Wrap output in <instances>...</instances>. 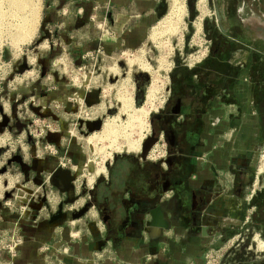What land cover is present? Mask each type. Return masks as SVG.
Listing matches in <instances>:
<instances>
[{
    "label": "rangeland",
    "instance_id": "rangeland-1",
    "mask_svg": "<svg viewBox=\"0 0 264 264\" xmlns=\"http://www.w3.org/2000/svg\"><path fill=\"white\" fill-rule=\"evenodd\" d=\"M175 1L158 0L157 17L142 28L143 33L135 35L134 41L127 43L120 36L101 30V26L98 28V20L92 14L89 18L90 26L87 24L80 30L93 28L96 33L93 36L90 33L86 38L95 42L96 46H83L81 51L74 54L66 46L65 49L61 47L60 54L56 53L46 63L42 62V58L48 56L52 40H49L47 34L43 35L41 30L45 0H25L26 7L19 10V13L27 14L22 20L25 23L18 28L9 23L14 21L13 17H2L1 245L8 242L3 241L5 236L17 230L19 236H22L20 248L25 239L22 226L24 223H32V219H46L55 234L53 240L57 242L56 250L52 249L53 254L50 251L51 257H45L43 264H60L57 256L69 252V244L74 240L84 236H91L93 240L101 235L106 237L105 227L91 223L101 219L96 214V202L92 196L97 181L93 184L91 178L95 166L103 154H106L103 158L105 166L116 156L127 157L132 162H143L140 154L120 150L150 135L151 119L165 104L176 78L190 79L195 69H201L203 76L212 80H224L231 75L227 80H231L232 85L235 78L243 73H246L247 80L264 79V18L261 14H264V10L259 12L251 7L255 13L253 19L256 21L252 22L257 25L256 33L246 28L241 30L240 40L247 44L251 38H255L258 40L256 47L261 52L256 53L257 57L253 56V59L250 53L247 55L243 72L239 64L232 63L233 60L219 63L211 56L212 43L221 33L215 24L220 26L223 22L219 14L226 13L223 11L226 0ZM74 7V4H70L71 10L67 9L65 16L81 14L80 7ZM241 12L244 20L249 18L250 12L245 9ZM27 27L30 29L27 37H18V30L20 34ZM103 33L107 35L103 37ZM101 39L111 46L104 47ZM112 39L115 41H109ZM75 42H79L78 37ZM242 47L245 51L246 47ZM232 49L230 52L233 53L235 50ZM57 77L60 82H56ZM259 88L264 93L263 86ZM54 92H57L56 95L66 93V97L70 98L66 106L60 100L52 102V97L46 96ZM39 95L47 98L43 97L42 101ZM122 97L129 99V105H122ZM44 100L47 102L44 103ZM141 116L147 119L146 123ZM154 149L151 156H159L145 161L164 162L167 150L162 137ZM202 155L208 158V151ZM61 162H66V165L63 166ZM239 164H232V170L215 167L219 177L209 182L207 202L199 206L197 213L200 220L197 223L205 219L211 221L212 225L207 229L210 239L196 264H264V196L259 199V226L246 225L252 214L246 215L245 205L242 211L238 209L240 204L235 193L238 176L246 174L247 177L252 171L247 168V171L237 175L235 170L239 169ZM263 164L264 151L258 153L252 166H257V172L260 173L264 171V166H261ZM125 165L124 159L117 161L111 177L114 182L121 177ZM229 184L230 188L226 190L224 186ZM97 189L102 191L104 186L100 184ZM224 192L233 195L232 199L236 198L234 202L237 206L230 211L221 197ZM86 203L90 204L89 210L73 221L72 214ZM188 206L187 199L184 214H187ZM208 209L211 212L221 211V217L214 220L215 214H209ZM227 212L229 217L223 220ZM190 218L194 220L193 215ZM200 229L201 225L197 224L192 231L199 232ZM43 252H48V249ZM101 256L95 249L90 255V262L101 264ZM0 260L3 264L7 257L1 254Z\"/></svg>",
    "mask_w": 264,
    "mask_h": 264
},
{
    "label": "crops",
    "instance_id": "crops-1",
    "mask_svg": "<svg viewBox=\"0 0 264 264\" xmlns=\"http://www.w3.org/2000/svg\"><path fill=\"white\" fill-rule=\"evenodd\" d=\"M45 2L41 30L43 35L47 34L49 40H52V44L49 46L48 56L42 58L43 63H46L48 59L51 60L50 58L56 53L60 54L61 47L65 49L66 46L73 54L81 51L83 46L89 48L94 45L95 47V42L86 37L90 33L93 36L96 31L93 28L88 31L80 30L87 24L90 26L89 18L92 14H95L98 20V28L101 26V30L104 29L108 34L110 32L120 36L127 43L134 41L136 34L143 33L142 28L157 17L158 10V0H45ZM70 4L80 7L81 14L74 17L65 16L67 9L71 10ZM223 5V11L226 13L219 14V17L224 23L221 22L220 26L215 24L221 33L229 36L235 42L241 41L239 36H241L242 28L256 33L257 25L252 22L256 21L253 19L255 15L253 10L259 12L261 9L264 10V0H226ZM251 7L254 9L252 10ZM242 9L250 12L249 18L246 20L242 18ZM261 14L264 18V14ZM106 35V33L102 34L103 37ZM77 37L79 42H75ZM101 40L104 47L111 46L107 42H103V39ZM253 41L254 38H251V41L245 46V51L244 48L233 51L230 60L231 62L233 60L234 65L239 64V69L243 72H245L242 68L246 63L247 55L261 53ZM245 74L235 78L234 85L231 80L227 81L229 77L218 80L219 82L211 80L203 76L201 69L194 70L190 74L192 87L197 92L210 85H213L214 89L211 94L203 98V106L207 109V114L204 115L207 127L199 138L201 146L192 155L197 170L190 176L187 190L178 196L170 189L152 193L146 190V181L150 178L149 176L154 170L153 167L158 166L164 169V162L156 163L145 160L132 162L127 157L116 156L114 160L111 159L107 162L105 173L91 176L93 184L97 180L95 188H93L96 190L92 196L96 200V214L101 216V219H96L91 223H94L92 225L95 226L105 227L106 237L101 235L93 240L91 236H84L74 240L69 244V252H63L57 256L60 264H93L90 262V255L95 249L102 255L101 264L198 263L202 249L210 239L207 229L212 225L209 219L197 223L200 221L197 218L198 208L207 202L206 197L210 190L209 182L219 177L215 167L220 170H232L234 166L232 164L235 163H240L239 169L235 170L237 175L247 171V168L252 171L247 177L246 174L238 176V188L235 193L237 195L235 197H238V204H240L238 209L242 211L245 205L246 215L252 214L249 221L246 216L248 221H246L248 223L246 225L259 226L257 217L259 199L264 196V171L258 173L257 166L255 168V164L253 166L252 164L257 159L258 153L264 151V93L259 88L261 86L264 88V79L262 81L247 80ZM180 80V78L175 79L174 89ZM56 82H60L59 77ZM61 91L63 90L61 89ZM225 92H228L229 97ZM56 93H47L46 96L52 97V102L60 100L63 106H66L70 98L66 97L65 92L59 95ZM39 96V99L41 98L43 101L45 96ZM46 102L44 100V103ZM155 146L156 143L152 146L146 159H152L151 153L154 152ZM207 151L208 158L205 159L202 154ZM119 159H124L126 165L121 172V177L114 182L111 177ZM218 182H220L219 179ZM100 184L104 186L102 191L97 189ZM230 185L224 186L226 190H229ZM199 188L202 190V200H197L194 194H189L190 190L194 191ZM224 196L221 197L229 208L228 211L237 206L234 202L236 198H231L233 195L224 192ZM146 198L150 200L148 207L143 202ZM187 199L189 200L188 212L184 214V205ZM98 201L107 206L109 210H113L109 221L102 217ZM215 205L218 207L217 203ZM211 211L207 210L209 214H215L214 220L216 217H221V211ZM192 215L194 220L190 218ZM227 217H229V212L222 219L225 220ZM45 220L32 219V223H24L22 227L25 239L23 245L18 248L14 264H43V259L46 256L51 257L50 251L56 250L57 242L53 240L55 234L50 230ZM72 220L75 221V219ZM195 223L201 225L199 232L192 231V228L197 226ZM108 227L112 228L111 233L107 231ZM43 245L47 246L48 252L42 253ZM147 255L150 257L146 258Z\"/></svg>",
    "mask_w": 264,
    "mask_h": 264
},
{
    "label": "flooded vegetation",
    "instance_id": "flooded-vegetation-1",
    "mask_svg": "<svg viewBox=\"0 0 264 264\" xmlns=\"http://www.w3.org/2000/svg\"><path fill=\"white\" fill-rule=\"evenodd\" d=\"M256 41L258 42L254 38V45L257 44ZM242 46L247 45L241 41L235 42L229 36L220 33L212 43L211 56L216 59V62H228L233 55L230 49L233 48L232 50L236 51L242 49ZM253 56L257 57L256 53L251 54L252 59ZM192 86L190 79H181L178 86L175 89L172 88L161 110L151 119L150 135L156 137L157 141L162 137L167 150V155L164 158V169L158 166L153 167L154 170L146 181V190L152 193L170 189L178 196L181 192L187 190L189 178L197 170L192 155L201 146L199 138L207 127V121L204 118L207 109L203 106V98L213 92L214 86L210 85L200 92L194 90ZM227 97H229V94H227ZM131 189L134 190L132 187ZM201 192L202 190L199 188L194 191L190 190L189 194H194L197 200H202ZM149 201L147 198L143 201L146 203V207L150 206ZM97 203L100 205L102 217L107 218L109 221L113 210H109L107 206L99 203V201ZM107 231L111 233L112 228L108 227Z\"/></svg>",
    "mask_w": 264,
    "mask_h": 264
},
{
    "label": "bare ground",
    "instance_id": "bare-ground-1",
    "mask_svg": "<svg viewBox=\"0 0 264 264\" xmlns=\"http://www.w3.org/2000/svg\"><path fill=\"white\" fill-rule=\"evenodd\" d=\"M200 1H204V0H200ZM173 2L175 3L176 1L173 0ZM26 7L25 5V0H0V20H2V17H7V16H11L14 18V21H10V25L11 26H14L15 28H18V26H22V23L24 25V21H22L27 14H24V13H19V10H23L24 8ZM19 21H22L19 23ZM6 26V25H5ZM8 27V26H7ZM24 27V26H23ZM29 28L27 27V29H24L20 34L19 33V30L17 32V36L20 38H25L27 37L28 33L30 32L28 30ZM29 31V32H28ZM147 99V98H146ZM121 103H123L122 105H129V99L128 98H123L121 99ZM127 107V106H126ZM139 117V116H138ZM137 117V118H138ZM141 119L143 122H145V120H147L146 118H144L143 116H141ZM147 122V121H146ZM145 122V123H146ZM144 136V135H143ZM139 137H142V136H139ZM147 138V137H146ZM139 139V138H138ZM140 140V139H139ZM143 141L145 140L142 139ZM142 140H140V142L138 141V143H129L128 145H126L124 148H122L120 151H124V152H129V153H134L135 155H139L140 152H141V145L143 142ZM152 148V147H151ZM151 150V149H150ZM149 150V151H150ZM149 155V152L148 154ZM106 154H103L102 156V159L101 161L99 162L98 165L95 166V169L93 171V173L95 175H99V174H102V173H105V170H106V166H105V162L103 161V158H105ZM159 156V155H158ZM157 155L156 156H153V158H156L158 157ZM147 157V156H146ZM152 158V159H153ZM101 163V165H100ZM103 163V164H102ZM261 166H264L261 165ZM101 167V168H100ZM262 170V169H261ZM95 172H97L98 174H96Z\"/></svg>",
    "mask_w": 264,
    "mask_h": 264
},
{
    "label": "built area",
    "instance_id": "built-area-1",
    "mask_svg": "<svg viewBox=\"0 0 264 264\" xmlns=\"http://www.w3.org/2000/svg\"><path fill=\"white\" fill-rule=\"evenodd\" d=\"M61 164L65 166L66 162H61ZM16 224L17 222H15V225ZM17 232L18 231L15 230L12 233V235L4 237L3 241H8L7 243L1 245L2 240L0 241V255L4 254L5 257H7V260H5L3 264H13V258L17 256L19 244L22 243V239H21L22 236H19ZM42 247L44 248V250L47 248V246L45 245H43ZM46 257H49V256H46ZM0 264H2V261L0 262Z\"/></svg>",
    "mask_w": 264,
    "mask_h": 264
},
{
    "label": "water",
    "instance_id": "water-1",
    "mask_svg": "<svg viewBox=\"0 0 264 264\" xmlns=\"http://www.w3.org/2000/svg\"><path fill=\"white\" fill-rule=\"evenodd\" d=\"M156 141H157V138L151 134V135L147 136V138H145V140L142 142L141 152H140V157L142 160H146V156H147L149 150L155 144ZM89 207H90L89 203L84 204V206H82V208H80L77 212H74L72 214V217L74 219L79 218L80 216H82L83 214H85L89 210Z\"/></svg>",
    "mask_w": 264,
    "mask_h": 264
},
{
    "label": "trees",
    "instance_id": "trees-1",
    "mask_svg": "<svg viewBox=\"0 0 264 264\" xmlns=\"http://www.w3.org/2000/svg\"><path fill=\"white\" fill-rule=\"evenodd\" d=\"M196 70V69H195Z\"/></svg>",
    "mask_w": 264,
    "mask_h": 264
}]
</instances>
